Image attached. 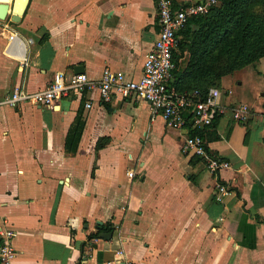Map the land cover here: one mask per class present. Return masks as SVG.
Here are the masks:
<instances>
[{
    "label": "crops",
    "instance_id": "0c3cea01",
    "mask_svg": "<svg viewBox=\"0 0 264 264\" xmlns=\"http://www.w3.org/2000/svg\"><path fill=\"white\" fill-rule=\"evenodd\" d=\"M11 14L10 5L0 23ZM10 27L0 30V101L58 73L98 79L109 67L137 78L158 30L155 0H29ZM13 32L31 42L10 40ZM218 81L225 110L203 138L229 163L219 178L231 193L220 201L204 161L182 151L188 122L173 127L146 101L103 103L92 90L52 108L0 105V228L16 232L10 264H264V57ZM241 103L249 112L237 121L231 110ZM80 105L84 126L70 153L65 137Z\"/></svg>",
    "mask_w": 264,
    "mask_h": 264
},
{
    "label": "built area",
    "instance_id": "2783aa9c",
    "mask_svg": "<svg viewBox=\"0 0 264 264\" xmlns=\"http://www.w3.org/2000/svg\"><path fill=\"white\" fill-rule=\"evenodd\" d=\"M218 0H202L186 4H174L173 0H155L158 30L156 39L145 54L141 75L137 78L128 76L121 71L105 67L98 79H91L85 73H74L65 79L62 73L46 87L36 91H28L24 83L10 90L0 101V105L16 106L30 102L38 106L52 108L54 103L70 95H82L89 91H97L100 101L109 102L114 98L146 101L152 115H161L165 121L177 128L185 127L188 122L190 130L183 142L182 151L201 158L205 167L214 178L213 195L220 201L230 195L231 190L219 178V172L229 167V163L221 157L212 155L206 141L199 132L211 126L214 119L221 115L225 108L220 104V90L211 86L201 95L198 90L179 92L172 84V71L175 68L173 54L180 43L181 31L189 19L205 15ZM0 23V30L8 35L11 33V20ZM10 40L25 47L31 39L21 40L13 32ZM15 45L8 44V50L15 53ZM20 65L26 66V57H20ZM86 106H91L86 102ZM232 118L240 121L248 115V106L244 103L232 108ZM133 172L128 176L132 177ZM15 230L5 225L0 228V264H10L16 255L12 245Z\"/></svg>",
    "mask_w": 264,
    "mask_h": 264
},
{
    "label": "trees",
    "instance_id": "16d2710c",
    "mask_svg": "<svg viewBox=\"0 0 264 264\" xmlns=\"http://www.w3.org/2000/svg\"><path fill=\"white\" fill-rule=\"evenodd\" d=\"M253 0H218V5L216 11L211 13L209 16L200 15L189 19L185 27L186 31L191 33V44L189 45V59L188 63L179 72L177 70L178 61L180 54L174 52L173 61L175 63V68L172 71L171 84L179 92H191L193 90H198L201 95L205 94L207 89L214 86L221 75L231 72L232 70L238 69L250 63H255L261 57L264 56V37L261 39H255L250 41L248 39V31L243 26L240 30V37L232 40L231 47L233 48L230 54L232 57V65L226 70L211 71L207 74V78L201 87L197 86L195 88H185L182 84V79L185 75L189 73H194V71L204 64L206 58L210 57L217 52L220 45L227 40L229 35L234 33L238 27L236 24L242 23L246 20L249 24L256 18L248 15L246 6ZM2 10H0V13ZM195 24L196 27L191 30L189 25ZM184 27V28H185ZM184 28L179 31V35L184 30ZM181 37L178 47H181ZM185 88V89H184ZM84 126L83 108L82 105L77 109L74 121L70 125L64 142V147L67 152L74 153L77 149L78 142L82 133ZM190 134L198 133L194 130H189ZM203 137V131L199 132ZM102 142H98L96 146H100Z\"/></svg>",
    "mask_w": 264,
    "mask_h": 264
},
{
    "label": "rangeland",
    "instance_id": "374dc122",
    "mask_svg": "<svg viewBox=\"0 0 264 264\" xmlns=\"http://www.w3.org/2000/svg\"><path fill=\"white\" fill-rule=\"evenodd\" d=\"M219 3H217L215 6H213L206 14L205 16H209L211 13H214L216 11V7ZM2 11H7L6 9H1ZM245 10H247V14L255 17L256 19L252 21L249 24V21L246 20L242 23L236 24L238 29L229 35L227 40H225L219 47L216 53L211 55L210 57L206 58L204 61V64L200 67H198L194 73H189L185 75V78L182 79L183 86L187 88H195L197 86L201 87V85L204 84L207 74H209L211 71H220L226 70L229 68V66L232 65V55L230 52L232 51V40L235 38L240 37V30L243 29V26H246L245 29L248 31V39L250 41L255 39H261L264 37V0H253L250 2ZM2 17V16H1ZM189 29L193 30L196 25H189ZM187 27L184 28V30L181 32V47H178L176 52L177 54H180V58L178 61V67L177 70L179 72L183 71L185 66L188 63L189 59V45L191 44V33L186 31ZM264 57V56H263ZM253 63L247 64L252 65ZM242 66V67H245ZM242 67L238 68L241 69ZM235 69V70H238ZM235 70H232L231 72H228L226 74L221 75V77L227 76L228 74H232ZM208 72V73H207ZM207 73V74H206ZM210 75V74H209ZM237 75H240L238 73ZM215 84H219V81H214ZM233 85H235V81H232ZM184 88V89H185Z\"/></svg>",
    "mask_w": 264,
    "mask_h": 264
},
{
    "label": "water",
    "instance_id": "95a60500",
    "mask_svg": "<svg viewBox=\"0 0 264 264\" xmlns=\"http://www.w3.org/2000/svg\"><path fill=\"white\" fill-rule=\"evenodd\" d=\"M2 2L3 6L5 8H9L10 5L12 6V14L10 16V20L12 22H18L20 16L24 13L29 0H0ZM75 71L82 70L83 68L81 66L75 67ZM97 223H101L100 221H97Z\"/></svg>",
    "mask_w": 264,
    "mask_h": 264
},
{
    "label": "bare ground",
    "instance_id": "6f19581e",
    "mask_svg": "<svg viewBox=\"0 0 264 264\" xmlns=\"http://www.w3.org/2000/svg\"><path fill=\"white\" fill-rule=\"evenodd\" d=\"M1 9H6V10H8V7L5 8L4 6H1L0 10H1Z\"/></svg>",
    "mask_w": 264,
    "mask_h": 264
}]
</instances>
